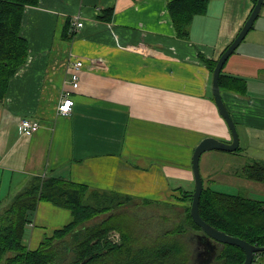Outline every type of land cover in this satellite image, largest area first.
Wrapping results in <instances>:
<instances>
[{"label":"crops","instance_id":"0c3cea01","mask_svg":"<svg viewBox=\"0 0 264 264\" xmlns=\"http://www.w3.org/2000/svg\"><path fill=\"white\" fill-rule=\"evenodd\" d=\"M169 1L40 0L26 7L22 34L29 43L28 59L0 101V167L12 172L11 187L32 175L60 176L96 189L186 205L182 189H195L196 146L210 136L232 140L204 58H219L256 2L211 0L206 13L194 18L189 38H181ZM109 7L114 12L106 20L102 16ZM76 14L84 26L73 30L68 22ZM77 59L84 61L79 69ZM224 71L248 81L246 94L222 91L240 140L242 133L252 138L251 130L264 140V4ZM75 72L78 87L71 81ZM65 98L73 102L62 113ZM24 117L38 120L40 128L24 134ZM208 152L201 157V173L214 178ZM70 215L66 208L39 202L25 243L37 248L46 233L38 227L54 225L56 230ZM202 235L192 234L195 257ZM34 241L36 247L30 244Z\"/></svg>","mask_w":264,"mask_h":264},{"label":"trees","instance_id":"16d2710c","mask_svg":"<svg viewBox=\"0 0 264 264\" xmlns=\"http://www.w3.org/2000/svg\"><path fill=\"white\" fill-rule=\"evenodd\" d=\"M211 0H170L168 9L177 35L189 38L197 15L206 13ZM257 0H255L256 2ZM40 0H0V101L11 79L27 61L29 43L22 34L26 7ZM113 7L102 18L110 20ZM71 23V20L68 22ZM69 38V35H67ZM211 73L218 59L204 58ZM225 67V66H224ZM222 91L246 94L245 77L224 71ZM241 145L235 152H239ZM241 174L264 182V159L246 163ZM200 212L204 220L230 235L264 246V200L215 189V178H203ZM183 208L117 191L92 188L60 176L32 175L11 203L0 213V264H196L192 234L203 233L191 214L193 190L182 189ZM47 201L70 210L72 219L31 249L25 243L27 224L39 202ZM156 205L147 217L136 209ZM172 217V218H171ZM119 234V240L112 235ZM213 264H243L245 251L233 244L218 243ZM264 255V251L257 253Z\"/></svg>","mask_w":264,"mask_h":264},{"label":"rangeland","instance_id":"374dc122","mask_svg":"<svg viewBox=\"0 0 264 264\" xmlns=\"http://www.w3.org/2000/svg\"><path fill=\"white\" fill-rule=\"evenodd\" d=\"M255 133V130H251L250 135L253 134V136L249 139L242 133L240 145L243 147V149L239 152L233 153L231 151L223 150H211L208 152V155H210L212 159V161L210 160L209 167L215 172V174L213 173L212 176L216 180L213 181L212 184L215 189L264 200V182L250 180L241 174L242 167L246 163H250L254 160L264 159V140L258 139L254 135ZM206 153L203 154V160ZM203 171L206 177L207 173L204 165ZM226 171L229 173L225 174ZM217 172L219 174H216ZM11 176L12 172L3 170V168L0 167V213L3 212L4 209L11 203L14 195L28 184V180L25 182L16 180L12 183L13 185L11 187ZM18 177H20L19 174H15V178L17 179ZM171 198L172 200L174 199L173 197ZM155 206L156 205L151 207H140V210L137 208L136 211L138 210L141 215L147 217L148 215L154 213L157 208ZM160 211L162 213L169 214L173 211V205L160 206ZM70 220L71 215L69 216V221ZM69 221L60 222L58 224H60L59 226H63ZM38 228H40V230L46 231L45 235L42 236V241L46 235L51 234V232L54 230V225L48 227V229H43L41 227ZM26 235H28V230L26 231ZM30 244H32L31 246L36 247L39 243L38 241H34V243L32 242Z\"/></svg>","mask_w":264,"mask_h":264},{"label":"water","instance_id":"95a60500","mask_svg":"<svg viewBox=\"0 0 264 264\" xmlns=\"http://www.w3.org/2000/svg\"><path fill=\"white\" fill-rule=\"evenodd\" d=\"M263 4L264 0L256 1V4L250 16L242 26L237 36L219 56L218 62L213 72L212 90L214 99L220 114L223 116L230 128V131L232 133V140L230 142H227L212 136L205 137L196 146L193 154V170L195 177V189L193 191V200L191 204V214L193 220L202 228L203 235L206 238L219 243H228L241 247L246 253V259L243 264H251L255 257V254L259 251H264V246L254 245L241 237L230 235L223 230L217 229L215 226L203 219L200 212V199L204 189V181L201 173V157L203 153L207 151L223 150L233 152L236 151L240 146V134L237 128L236 121L234 120L222 95L220 75L227 60L235 52L237 47L245 39L248 32L254 26V23L260 14Z\"/></svg>","mask_w":264,"mask_h":264},{"label":"built area","instance_id":"2783aa9c","mask_svg":"<svg viewBox=\"0 0 264 264\" xmlns=\"http://www.w3.org/2000/svg\"><path fill=\"white\" fill-rule=\"evenodd\" d=\"M71 24H72L73 30H77V29L84 26V21L79 14H76L72 17ZM83 66H84L83 59H77L74 63V67L76 69H79ZM71 81L75 87H78V85H79V74L77 72L72 74ZM72 102H73V100L71 98H65L64 101L60 104L59 110L62 113L69 112ZM40 126H41L40 122L36 119L24 117L20 121L21 130L26 135L33 134L34 132H36L40 128ZM112 237L115 240H119V234H113ZM255 256H258V260L255 261L253 264H264V255L256 253Z\"/></svg>","mask_w":264,"mask_h":264},{"label":"flooded vegetation","instance_id":"af4514ba","mask_svg":"<svg viewBox=\"0 0 264 264\" xmlns=\"http://www.w3.org/2000/svg\"><path fill=\"white\" fill-rule=\"evenodd\" d=\"M219 242L214 240H210L206 238L204 235L199 236L198 245H197V256L195 257V262L197 261L199 264H210L215 260V254L219 247ZM6 264V263H5ZM18 264V263H11Z\"/></svg>","mask_w":264,"mask_h":264},{"label":"bare ground","instance_id":"6f19581e","mask_svg":"<svg viewBox=\"0 0 264 264\" xmlns=\"http://www.w3.org/2000/svg\"><path fill=\"white\" fill-rule=\"evenodd\" d=\"M259 252L261 253L262 251H259ZM259 252H258V253H259ZM257 260H258V256H255L251 264H253V263H254L255 261H257Z\"/></svg>","mask_w":264,"mask_h":264}]
</instances>
